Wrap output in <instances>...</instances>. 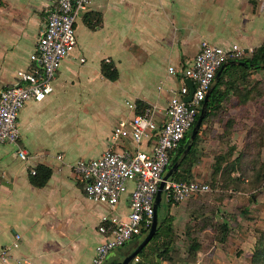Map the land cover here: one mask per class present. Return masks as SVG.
Returning <instances> with one entry per match:
<instances>
[{
  "label": "crops",
  "instance_id": "obj_1",
  "mask_svg": "<svg viewBox=\"0 0 264 264\" xmlns=\"http://www.w3.org/2000/svg\"><path fill=\"white\" fill-rule=\"evenodd\" d=\"M57 1L0 0V93L15 84L19 71L31 69L37 38ZM76 30L77 47L62 63L54 93L42 102L27 103L19 117L18 143L0 145V251L15 235L22 237L20 248L10 252L11 260L0 264L21 259L28 264H91L103 242L101 218L129 214L134 184L112 214L86 197L73 165L97 159L111 148L135 149L130 139L114 143L111 138L119 121L141 114L128 103L157 107L156 119L163 124L173 92L186 82L182 72L203 41L225 49L260 48L264 0H91ZM104 64L115 67L118 80L104 77ZM261 71H250V76L259 80ZM226 72L227 82L220 89L226 94L209 120L213 134L204 137L203 153L216 148L224 132L240 142L248 130L245 125L254 124V93L260 89L254 83L232 85L229 80H239L240 73ZM156 140L144 141L141 149H150ZM19 150L30 159L21 160ZM39 167L51 171L42 187L31 180L32 170L37 174Z\"/></svg>",
  "mask_w": 264,
  "mask_h": 264
},
{
  "label": "built area",
  "instance_id": "obj_2",
  "mask_svg": "<svg viewBox=\"0 0 264 264\" xmlns=\"http://www.w3.org/2000/svg\"><path fill=\"white\" fill-rule=\"evenodd\" d=\"M90 1L58 0L49 11L47 24L30 57L31 69L19 71L15 84L0 93V145L18 143L19 117L27 103L42 102L54 93V82L62 63L78 44L77 21L88 11ZM254 52L255 49L240 45L225 49L203 41L199 54L182 72L183 79L191 80L195 88L190 102L185 101L190 88L184 83L181 89L173 92L163 124L156 119L158 108L150 107L131 119L119 121L114 127L112 141L119 143L130 139L135 149L118 152L111 148L97 159H81L73 165L76 177L84 183L86 197L107 206L112 214L116 213L129 184H134L129 214L101 218L99 233L103 242L97 246L91 264H104L112 251L125 247L150 228L155 214L154 201L169 167L170 154L179 147L195 123L218 71L229 62L250 58ZM169 72L176 75L174 68ZM128 107L134 111L138 109L134 103H128ZM154 136L157 140L151 148L141 149L143 142ZM18 156L23 161L30 159L23 150L18 151ZM31 174L35 176L36 171L32 170ZM210 191L205 182L171 181L167 183L166 198L182 204ZM21 241V235H15L12 244L0 251L2 263L11 260L10 252L19 249ZM134 261L138 262V257ZM17 263L28 264V261L21 259Z\"/></svg>",
  "mask_w": 264,
  "mask_h": 264
},
{
  "label": "rangeland",
  "instance_id": "obj_3",
  "mask_svg": "<svg viewBox=\"0 0 264 264\" xmlns=\"http://www.w3.org/2000/svg\"><path fill=\"white\" fill-rule=\"evenodd\" d=\"M261 72V79L255 81L250 76L246 80L256 89L262 88L254 93L258 99L253 126L245 125L248 130L240 142L224 134L216 148L206 153L200 149L206 143L201 138L190 181L205 182L211 191L189 199L186 205L174 203L167 209L172 218L173 242L169 250L162 248V240L152 242L147 257L142 258L145 252L140 254L141 263L252 264L256 242L264 232V70ZM217 158L224 171L215 174ZM166 208L165 204L163 215Z\"/></svg>",
  "mask_w": 264,
  "mask_h": 264
},
{
  "label": "trees",
  "instance_id": "obj_4",
  "mask_svg": "<svg viewBox=\"0 0 264 264\" xmlns=\"http://www.w3.org/2000/svg\"><path fill=\"white\" fill-rule=\"evenodd\" d=\"M242 62L245 63V66H233V67H229L227 68L228 70L226 71H231L232 70H237V73H240V76L238 77L239 80L237 78H231L229 80L230 84H236V83H242L243 85L247 83L246 80L249 79L250 77V71H260V70H264V44L258 48L257 50H255L254 54L248 58V59H244L242 60ZM224 72V74L219 78V81L216 85V88L213 89L211 96L209 98V102H208V113L206 118L203 120L202 126L200 128V131L196 137L194 146L192 147L189 155L186 157V159L183 161L181 167L179 168V171L177 172V174L175 175V177L172 179V181H178V182H189L190 179L193 178L194 176V166H195V161H196V153L197 148H198V143L200 142L201 138H204L205 136H211V134H213V125H210V118H212L219 110L220 108V104L221 102L224 100L223 95H225L226 93L220 90L221 87L226 84V80H225V76L227 75V72ZM220 72V70L218 71V73ZM102 73L104 75V77L110 81H116L119 78L118 72L115 69V67H113L112 65L109 64H104L103 68H102ZM217 73V75H218ZM216 75V77H217ZM258 84V83H257ZM257 88V87H256ZM259 89H262L261 86H258ZM138 110L140 109L141 111H144L145 107H143L142 105H138ZM144 109V110H143ZM139 110V111H140ZM140 111V113H142ZM201 113V109L198 111V115L196 118L195 123L193 124L192 128L190 129V131L185 135L184 139L182 140L181 144L179 145V147L172 151L170 154V163L169 166H173L177 160L180 158V156L182 155L183 151L185 150V148L187 147L188 144V140H189V134L191 132V130L193 129V127L195 126L199 116ZM205 125H209L207 129H204ZM252 130V128H251ZM224 134L227 136V138L231 137L232 134L224 132ZM224 134L222 136H220V140L223 138ZM248 136V135H247ZM234 150V149H233ZM221 160V159H220ZM218 161V165L216 166L215 169V174L218 172H223L224 171V167L223 164H221V161L219 163V158H217ZM234 165L232 164V168H230V171L233 170ZM51 176V171L42 167H39L37 169V174L35 176H33L31 178L32 180V184L36 187H42L44 186L48 180L50 179ZM264 179V174L262 175ZM192 181V180H191ZM205 195V194H203ZM200 195V196H203ZM166 212L165 215L163 217V220L161 222V226L159 229V232L155 235V237L152 239V241L150 242V244L147 245V248L143 250V252H145L146 254H144V256L142 258L147 257V253L150 250L149 246L151 245V243L157 240H162V248L164 250H169V246L172 244L173 242V238H174V231L172 229V218L169 217L167 215V209L171 206H173L174 202L172 200V198L168 199L166 198ZM227 229V225H224V230ZM223 240H225V238H223ZM165 254H161V256H164ZM140 258L141 256H138L139 261L134 264H143L140 262ZM252 264H264V232L260 235V238L257 240L256 242V246L254 249V252L252 254Z\"/></svg>",
  "mask_w": 264,
  "mask_h": 264
},
{
  "label": "water",
  "instance_id": "obj_5",
  "mask_svg": "<svg viewBox=\"0 0 264 264\" xmlns=\"http://www.w3.org/2000/svg\"><path fill=\"white\" fill-rule=\"evenodd\" d=\"M229 65L232 66H245V63L242 61H232L224 65V67L220 70L218 73L215 81L212 84V87L210 88L209 92L206 95V98L204 100V104L201 109L200 116L191 130L189 134V140L187 147L183 151L180 158L177 160V162L173 166H169L166 170L163 181L160 184L159 191L156 195L155 201H154V219L152 222V225L150 228L141 236L139 239L136 240V242L131 247H126L121 251H118L119 249H115L112 251L108 258L111 260H114L115 258H118L120 261V264H131L134 262V260L143 252V250L147 247V245L152 241V239L155 237V235L159 232L161 222L163 220V213H164V205L166 203V187L167 183L171 182L172 179L175 177L177 172L179 171V168L181 167L183 161L186 159V157L189 155L192 147L194 146L196 137L200 131V128L202 126L203 120L206 118L208 113V102L209 98L211 96V93L213 91V88L215 85H217L219 78L222 75V72L226 67ZM185 84L190 88V94L188 97L185 98L186 102H190L193 98V95L195 93V88L191 80H186ZM107 258V259H108Z\"/></svg>",
  "mask_w": 264,
  "mask_h": 264
},
{
  "label": "flooded vegetation",
  "instance_id": "obj_6",
  "mask_svg": "<svg viewBox=\"0 0 264 264\" xmlns=\"http://www.w3.org/2000/svg\"><path fill=\"white\" fill-rule=\"evenodd\" d=\"M137 239H138V238H137ZM135 240H136V239H135ZM124 248H126V247L120 248L118 251H121V250H123ZM104 264H120V261H119L118 258H115L114 260H111V259L108 258ZM131 264H134V262L131 263Z\"/></svg>",
  "mask_w": 264,
  "mask_h": 264
}]
</instances>
